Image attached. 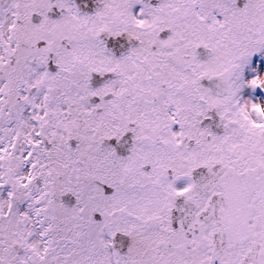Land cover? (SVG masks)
I'll use <instances>...</instances> for the list:
<instances>
[{"label": "snow or ice", "instance_id": "6c2138e0", "mask_svg": "<svg viewBox=\"0 0 264 264\" xmlns=\"http://www.w3.org/2000/svg\"><path fill=\"white\" fill-rule=\"evenodd\" d=\"M0 264H264V0H0Z\"/></svg>", "mask_w": 264, "mask_h": 264}]
</instances>
